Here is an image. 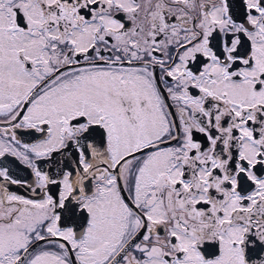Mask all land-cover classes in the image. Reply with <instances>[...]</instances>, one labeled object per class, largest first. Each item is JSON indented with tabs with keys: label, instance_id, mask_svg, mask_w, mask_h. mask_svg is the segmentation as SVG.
I'll use <instances>...</instances> for the list:
<instances>
[{
	"label": "snow or ice",
	"instance_id": "1",
	"mask_svg": "<svg viewBox=\"0 0 264 264\" xmlns=\"http://www.w3.org/2000/svg\"><path fill=\"white\" fill-rule=\"evenodd\" d=\"M0 264H264V0H0Z\"/></svg>",
	"mask_w": 264,
	"mask_h": 264
}]
</instances>
